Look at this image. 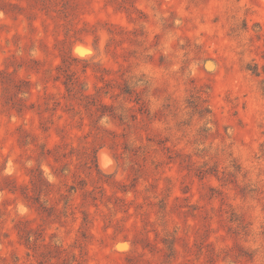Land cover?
I'll use <instances>...</instances> for the list:
<instances>
[{"label":"rangeland","instance_id":"rangeland-1","mask_svg":"<svg viewBox=\"0 0 264 264\" xmlns=\"http://www.w3.org/2000/svg\"><path fill=\"white\" fill-rule=\"evenodd\" d=\"M0 264H264V0H0Z\"/></svg>","mask_w":264,"mask_h":264},{"label":"bare ground","instance_id":"bare-ground-1","mask_svg":"<svg viewBox=\"0 0 264 264\" xmlns=\"http://www.w3.org/2000/svg\"><path fill=\"white\" fill-rule=\"evenodd\" d=\"M103 160V159H102Z\"/></svg>","mask_w":264,"mask_h":264}]
</instances>
